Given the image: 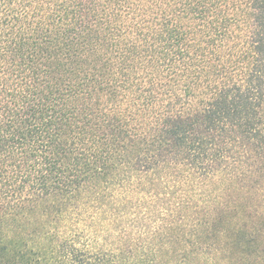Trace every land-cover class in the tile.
I'll return each mask as SVG.
<instances>
[{
    "label": "trees",
    "instance_id": "1",
    "mask_svg": "<svg viewBox=\"0 0 264 264\" xmlns=\"http://www.w3.org/2000/svg\"><path fill=\"white\" fill-rule=\"evenodd\" d=\"M0 264H264V0H0Z\"/></svg>",
    "mask_w": 264,
    "mask_h": 264
}]
</instances>
